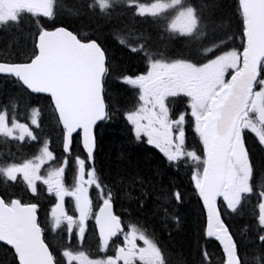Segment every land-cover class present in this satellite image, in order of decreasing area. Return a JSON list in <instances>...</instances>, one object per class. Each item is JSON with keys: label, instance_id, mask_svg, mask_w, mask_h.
Listing matches in <instances>:
<instances>
[{"label": "snow or ice", "instance_id": "6c2138e0", "mask_svg": "<svg viewBox=\"0 0 264 264\" xmlns=\"http://www.w3.org/2000/svg\"><path fill=\"white\" fill-rule=\"evenodd\" d=\"M216 7L193 0H93L84 5L86 12L98 11L108 19L115 13L163 20L170 36L179 32L186 38L204 35L214 23ZM234 14L238 46H233L237 33L232 32L196 56L172 59L144 45L130 48L143 53L146 70L125 71L118 77L135 93L132 106L124 109L107 94L106 78L112 73L107 50L98 38L66 25L55 26L57 0H0V26L19 30L25 15L34 18L31 51L19 59L0 58V76L26 93L29 103L34 94H46L63 152L59 164L45 169L57 159L46 137L37 154L0 159V250L6 257L0 264H168L154 233L126 223L117 214L119 180L109 185L96 167L95 128L115 111L122 112L136 142L152 146L169 164L190 165L191 181L206 216L200 264H249L248 249L224 214L239 212L253 196L259 242L254 258L264 264V167L257 177L254 147L248 144L252 133L264 153V0H236ZM40 17L53 21V26ZM16 109L11 101L0 104V137L39 142L41 133L36 130H42V110L31 109L29 124L18 118ZM189 129L196 147L188 144ZM74 143L80 151L74 152ZM70 164L75 166L71 184L66 180ZM38 184L55 198L43 220L41 200L26 199L28 193L40 196ZM90 189L96 193L95 200ZM172 196L177 203L183 201L179 190ZM66 197L71 198L70 207ZM89 231L97 241L95 255L83 247ZM50 233L60 235L59 243L49 240ZM121 236L122 242L115 244L114 238ZM74 239L76 247L71 243ZM212 239L222 250L218 261L208 249Z\"/></svg>", "mask_w": 264, "mask_h": 264}, {"label": "trees", "instance_id": "16d2710c", "mask_svg": "<svg viewBox=\"0 0 264 264\" xmlns=\"http://www.w3.org/2000/svg\"><path fill=\"white\" fill-rule=\"evenodd\" d=\"M92 2L93 0H57L58 15L55 26L66 25L81 35L89 34L98 38L107 50L112 67L111 75L106 78L107 94L120 108L125 109L131 97L127 94V86L121 84L118 77L125 71L138 73L146 70L143 53L133 52L130 48L144 45L152 52L166 50L178 54L197 51L195 44L184 43L180 38H170L164 32L163 22L151 17L132 19L130 15L117 16L115 13L108 19L98 11H85L84 5ZM196 3H215L217 6L212 11L214 23L204 33L207 38L213 42L226 33L236 32V39L240 42L238 21L234 14L236 0H196ZM120 11L117 7L116 12ZM40 20L49 27L53 26L51 20L43 17H40ZM33 26L34 18L25 15L19 30L15 27L8 28V34L0 35V53L12 54L9 56H15L17 59L28 54L32 48L30 33ZM161 35L168 38L160 39ZM120 39L125 41L124 45L120 43ZM206 42L205 39L203 43ZM38 103L41 107L45 105L43 102ZM42 116L41 122L45 132L53 141L57 131L48 107L42 109ZM96 139V167L99 174L109 185H114V182L119 180L118 185H115V204L118 211H121L125 218L135 219L150 233H154L169 259V264H200V246L205 244L202 236L204 216L202 207L191 189L190 165L182 161L169 164L152 146L136 142L120 111H115L110 119L98 124ZM248 144L254 147L253 162L257 166L258 175L264 167V153L260 151L254 138ZM141 190L146 195L142 194ZM177 190L183 195L181 203H177L172 196ZM141 200L144 201L142 206ZM244 210L246 212H238L234 224L229 225L237 237L241 234L242 237L238 239L248 249L249 264H254L257 263L254 257L259 254V242L254 229L255 210L253 207ZM171 215H175L177 219L173 220ZM5 259L4 252L0 250V260Z\"/></svg>", "mask_w": 264, "mask_h": 264}, {"label": "flooded vegetation", "instance_id": "af4514ba", "mask_svg": "<svg viewBox=\"0 0 264 264\" xmlns=\"http://www.w3.org/2000/svg\"><path fill=\"white\" fill-rule=\"evenodd\" d=\"M9 27H0V35L1 34H8V32H6ZM12 56V54H0V58L3 59H8V58H12L10 56ZM15 57V56H14ZM32 101L35 103L32 106V108L36 107L38 108V95H33L32 96ZM5 101H11L12 103H15L17 105V109L16 112L20 113V116H22V120L26 119L28 117L27 114V102H28V98L26 93H23L22 91L18 90L17 87L15 86V84L13 83L12 80L10 79H6L2 76H0V104H2ZM25 108V109H24ZM9 110L11 111V105ZM36 130V129H34ZM38 131V130H36ZM14 142H20L19 144H15L12 143V141L10 139H6L4 137L0 138V159L3 158H12L14 157L13 154H15L16 152L20 153V158H25V157H30L34 154H37L38 151V142L37 141H14ZM19 145V147L17 146ZM13 149V150H12ZM59 155V154H58ZM60 162L56 163L55 166L57 164H59ZM74 164H70L67 172H66V180L69 184H71L72 182V177L74 175ZM3 184V177H0V185ZM15 191L20 192V188L16 187ZM43 198V194L40 190V196L39 197H34L31 195V193L26 194V199H31L33 201L39 199L42 200ZM66 202H67V206L70 205L71 202V198L70 197H66ZM44 207V206H43ZM93 222H90V227L91 224ZM91 231H89L88 236L90 235ZM89 239L87 238L86 242ZM89 252L91 251V249L88 250ZM112 253V251L109 250V253ZM103 255V254H101Z\"/></svg>", "mask_w": 264, "mask_h": 264}, {"label": "rangeland", "instance_id": "374dc122", "mask_svg": "<svg viewBox=\"0 0 264 264\" xmlns=\"http://www.w3.org/2000/svg\"><path fill=\"white\" fill-rule=\"evenodd\" d=\"M152 2H153V1H152ZM164 37H165V38H168V36H166V35H161V36H160V39H161V38H164ZM160 39H159V40H160ZM0 54H6V53H0ZM259 175H260V174H258L257 176L259 177ZM221 204H222V201H221Z\"/></svg>", "mask_w": 264, "mask_h": 264}, {"label": "water", "instance_id": "95a60500", "mask_svg": "<svg viewBox=\"0 0 264 264\" xmlns=\"http://www.w3.org/2000/svg\"><path fill=\"white\" fill-rule=\"evenodd\" d=\"M99 123V122H98Z\"/></svg>", "mask_w": 264, "mask_h": 264}]
</instances>
